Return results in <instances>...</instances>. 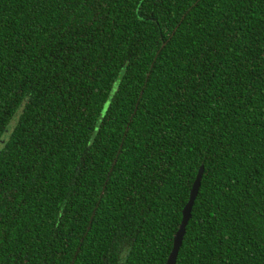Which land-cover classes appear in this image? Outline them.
<instances>
[{
  "label": "trees",
  "instance_id": "16d2710c",
  "mask_svg": "<svg viewBox=\"0 0 264 264\" xmlns=\"http://www.w3.org/2000/svg\"><path fill=\"white\" fill-rule=\"evenodd\" d=\"M200 165L174 264H264V0H0V264H164Z\"/></svg>",
  "mask_w": 264,
  "mask_h": 264
},
{
  "label": "water",
  "instance_id": "95a60500",
  "mask_svg": "<svg viewBox=\"0 0 264 264\" xmlns=\"http://www.w3.org/2000/svg\"><path fill=\"white\" fill-rule=\"evenodd\" d=\"M201 174L202 166L200 165L189 188L187 200L181 208V217L178 226L172 236L171 247L164 264H174L175 262L176 254L181 243L182 235L184 233V228L190 216V209L198 190Z\"/></svg>",
  "mask_w": 264,
  "mask_h": 264
},
{
  "label": "rangeland",
  "instance_id": "374dc122",
  "mask_svg": "<svg viewBox=\"0 0 264 264\" xmlns=\"http://www.w3.org/2000/svg\"><path fill=\"white\" fill-rule=\"evenodd\" d=\"M105 105V104H104Z\"/></svg>",
  "mask_w": 264,
  "mask_h": 264
}]
</instances>
